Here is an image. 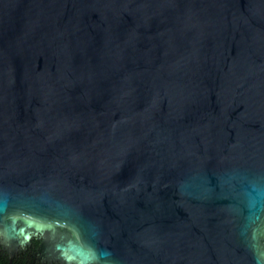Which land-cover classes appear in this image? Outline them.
<instances>
[{
	"label": "water",
	"instance_id": "obj_1",
	"mask_svg": "<svg viewBox=\"0 0 264 264\" xmlns=\"http://www.w3.org/2000/svg\"><path fill=\"white\" fill-rule=\"evenodd\" d=\"M264 264V0H0V252Z\"/></svg>",
	"mask_w": 264,
	"mask_h": 264
},
{
	"label": "flooded vegetation",
	"instance_id": "obj_2",
	"mask_svg": "<svg viewBox=\"0 0 264 264\" xmlns=\"http://www.w3.org/2000/svg\"><path fill=\"white\" fill-rule=\"evenodd\" d=\"M38 242L35 241L33 246L26 249L25 251L19 253L14 259L16 258H24V259H27L29 262H32L33 264H41V263H38L37 261V257L35 255L37 249H38ZM0 253H4L6 254L5 252H0ZM6 256L8 257V255L6 254ZM9 258V257H8Z\"/></svg>",
	"mask_w": 264,
	"mask_h": 264
},
{
	"label": "trees",
	"instance_id": "obj_3",
	"mask_svg": "<svg viewBox=\"0 0 264 264\" xmlns=\"http://www.w3.org/2000/svg\"><path fill=\"white\" fill-rule=\"evenodd\" d=\"M0 264H33L24 258H16L14 260H10L6 254L0 253Z\"/></svg>",
	"mask_w": 264,
	"mask_h": 264
}]
</instances>
